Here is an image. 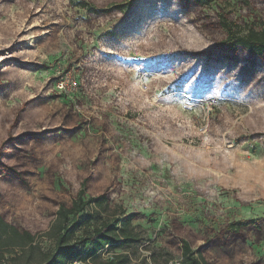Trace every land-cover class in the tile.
I'll use <instances>...</instances> for the list:
<instances>
[{
  "label": "rangeland",
  "instance_id": "374dc122",
  "mask_svg": "<svg viewBox=\"0 0 264 264\" xmlns=\"http://www.w3.org/2000/svg\"><path fill=\"white\" fill-rule=\"evenodd\" d=\"M83 1L0 0V143L26 133L52 140L35 162L23 159L28 187L0 179V214L39 235L88 177L87 195L106 193L111 212L138 214L140 242L114 250L129 264L179 263L181 238L207 247L206 264H264V90L224 87L210 73L195 81L166 62L179 40L195 49L222 40L206 20L218 12L260 29L264 0H215L188 22L175 18L177 0H135L110 20ZM26 147L39 149L33 139ZM4 161L21 162L14 153ZM244 219L262 228L226 232ZM36 241L52 251L49 237ZM18 253L0 264H26L12 260Z\"/></svg>",
  "mask_w": 264,
  "mask_h": 264
},
{
  "label": "trees",
  "instance_id": "16d2710c",
  "mask_svg": "<svg viewBox=\"0 0 264 264\" xmlns=\"http://www.w3.org/2000/svg\"><path fill=\"white\" fill-rule=\"evenodd\" d=\"M134 1L105 0L94 4L91 0H84L78 4L84 10L110 20L119 14L122 15ZM213 4L215 0H177V8H180L174 9V16L188 22L189 12L193 11L197 15L201 10ZM177 11L180 12L179 16H177ZM216 14L215 20H206L223 32L225 37L222 40L215 41L213 47L204 49L191 48L190 45L179 40L178 45H173L166 53V59L169 56L166 62L180 66L179 68L184 69L183 72L186 71L187 75L195 81L210 73L212 77L216 75L214 79L224 87L235 86L247 92L256 90L255 88L264 90V25L260 29L254 26L242 28L231 21L227 14L223 12ZM67 107L75 111L71 105ZM252 117L254 113L245 117L243 121L245 127ZM259 120L264 129V118L260 117ZM13 125L17 127L18 124ZM25 135L29 139L22 140L23 135L17 137L9 134L0 143V179L13 185V188L17 187L15 184L23 187L29 186L28 175L30 173L28 169H25L28 166L23 159H31L35 162L33 157L49 150L47 143L52 141L44 138L48 133H43L44 137L37 138L28 133ZM31 139L36 141L39 149L26 147ZM30 148H32L31 155L24 154ZM12 153L18 157V162L21 161L19 165L18 163L8 164L4 161V158ZM20 153L25 156L20 157ZM45 180L48 187L53 189L54 182L51 178L48 177ZM88 182V177L80 179L70 204H56L54 220L39 235L17 227L0 214V261L3 260L4 253H11L16 249L19 253L12 260L24 258L26 264H71L75 261L81 264H129L128 254L116 253L114 250L135 246L140 242L141 237L134 231L132 225V222L138 218V214L124 211L111 212L106 193L95 196L87 195ZM56 183L60 188L63 186L60 181ZM101 212L105 218L98 224H94L93 218L99 216ZM261 228L259 221L244 219L228 223L225 230L239 237L243 230L259 231ZM82 230L85 233L76 237V234ZM39 236L49 237L53 241V249L50 253H44L41 250L36 241ZM206 248L201 245L194 250L188 239L181 238L179 240L181 261L172 264H206L204 259ZM102 252L111 253V258L104 260L101 257ZM34 253H38L39 258L32 261Z\"/></svg>",
  "mask_w": 264,
  "mask_h": 264
}]
</instances>
